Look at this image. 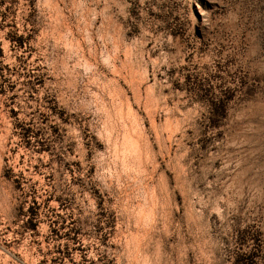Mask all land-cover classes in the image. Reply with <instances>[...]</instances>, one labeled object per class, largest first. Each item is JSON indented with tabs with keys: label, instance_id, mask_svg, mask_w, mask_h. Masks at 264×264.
I'll return each instance as SVG.
<instances>
[{
	"label": "clouds",
	"instance_id": "9594fccd",
	"mask_svg": "<svg viewBox=\"0 0 264 264\" xmlns=\"http://www.w3.org/2000/svg\"><path fill=\"white\" fill-rule=\"evenodd\" d=\"M0 264H264V0H0Z\"/></svg>",
	"mask_w": 264,
	"mask_h": 264
}]
</instances>
